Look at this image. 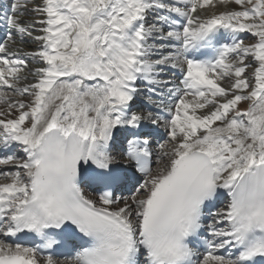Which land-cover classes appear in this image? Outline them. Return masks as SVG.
<instances>
[{"label": "snow or ice", "instance_id": "snow-or-ice-1", "mask_svg": "<svg viewBox=\"0 0 264 264\" xmlns=\"http://www.w3.org/2000/svg\"><path fill=\"white\" fill-rule=\"evenodd\" d=\"M22 7L0 14V150L23 153L0 156L18 169L0 171V264H264V0H42V47L21 54L8 42L31 36ZM27 57L44 66L22 85ZM165 68L183 87L167 88ZM141 90L157 111H131ZM159 120L153 148L136 130ZM66 239L79 243L57 259Z\"/></svg>", "mask_w": 264, "mask_h": 264}, {"label": "bare ground", "instance_id": "bare-ground-1", "mask_svg": "<svg viewBox=\"0 0 264 264\" xmlns=\"http://www.w3.org/2000/svg\"><path fill=\"white\" fill-rule=\"evenodd\" d=\"M11 2H15V0H11ZM19 2L23 5L22 10L20 12V18H21V20L24 23H26V24L27 23H33L34 21H37V20H34V21L32 20L33 19L32 18V15H25L26 14L25 10H28V9L30 10V5H29L30 0H19ZM9 3H10V0H0V14H2L3 9L6 8L9 5ZM229 7H230V5H229ZM218 8L219 7H214V8H212L213 10H211V11L206 10L205 12H202L201 15H211L213 13H217L218 14L219 13V11L217 10ZM230 8H232V7H230ZM33 14H35V13H33ZM42 19H45L44 15H43V18ZM42 27H44V25L39 24V23L38 24L33 23V28H36L35 34L31 33V35H34L33 36V41L36 42V45L34 47L35 48L34 50L23 49L22 48V45L24 43L23 40H25V38H28V35L27 34H25L23 40H21L19 38V36L17 35L14 41L8 42V50L10 52H17V53H21V54L22 53H27V52H36V51H39L41 49V47H42L43 42L34 39V37L43 35V33L41 31H38L37 30V29H40ZM5 31H6V26L2 22H0V33H4ZM240 38L245 43H252V42H254L253 41V38L251 37V35L250 34H247V33L240 34ZM223 42H225L224 39H222L221 43H223ZM152 58L155 59L156 56H153ZM26 62L27 63L29 62V63H32L33 64V66H29V68L27 69V71L28 72H31V70L32 69L33 70H32V73L30 75H27V73H25L26 72V68H24V70L22 72V77H28V76H30L31 78H33V80L32 81H28V80L22 79V83H21L22 85L23 84H32V83H35L36 80L38 79V77L35 75L34 69H37V68H40V67H43L44 66L43 62L42 61H39V58H37L36 60H34L31 57H27L26 58ZM254 67H255V64H252V68L253 69H254ZM166 70L170 72L171 69L170 68H165L163 71H166ZM249 71H251V69ZM170 76H171V78L169 80L172 83L169 84L167 88H174V87H176V84H177L179 78L177 77L176 74H174L173 76L170 74ZM226 83L227 82H225V84ZM137 112L147 113V112H144V111H137ZM145 122H149V121H145ZM151 125L153 126V124H151ZM155 125H157V123ZM161 129H162L163 132H165V130H166L165 128H161ZM2 152L3 151L0 150V153H2ZM111 152H115V151H111Z\"/></svg>", "mask_w": 264, "mask_h": 264}, {"label": "rangeland", "instance_id": "rangeland-1", "mask_svg": "<svg viewBox=\"0 0 264 264\" xmlns=\"http://www.w3.org/2000/svg\"><path fill=\"white\" fill-rule=\"evenodd\" d=\"M41 3H42V0H30V2H29L30 10L29 9L28 10H25V12H26L25 15H32V18H33L32 20L33 21L34 20H41L43 18V15L42 14H37V13H35V12L32 11V9L35 6L40 5ZM218 7H220V6H218ZM230 7H231V5H230ZM207 10L208 11H211L213 9L211 7V8H208ZM33 13H35V14H33ZM35 24H38V23H35ZM35 31H36V28H32L31 29V33L35 34ZM33 36L34 35H31V36L28 35V38H25V40H23V42H24L23 45H22V48L23 49H30V50H34L35 49L34 47L36 45V42L33 41ZM29 66H33V64L32 63H29V62L27 63L26 72H25V73H27V75H30L32 73V70H33L32 69L31 72H28L27 69L29 68ZM25 80L32 81L33 78H31L30 76H28V77H26ZM21 83H22V80H21ZM4 91H7V89H5ZM9 94H11L10 93V90H9ZM23 98H24L25 102H28V100H29V97L28 96H25Z\"/></svg>", "mask_w": 264, "mask_h": 264}]
</instances>
